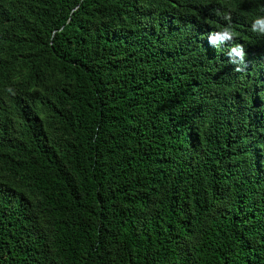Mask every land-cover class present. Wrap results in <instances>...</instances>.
I'll list each match as a JSON object with an SVG mask.
<instances>
[{
    "label": "trees",
    "instance_id": "1",
    "mask_svg": "<svg viewBox=\"0 0 264 264\" xmlns=\"http://www.w3.org/2000/svg\"><path fill=\"white\" fill-rule=\"evenodd\" d=\"M244 46L207 37L229 22ZM264 0H0V264H264Z\"/></svg>",
    "mask_w": 264,
    "mask_h": 264
},
{
    "label": "clouds",
    "instance_id": "2",
    "mask_svg": "<svg viewBox=\"0 0 264 264\" xmlns=\"http://www.w3.org/2000/svg\"><path fill=\"white\" fill-rule=\"evenodd\" d=\"M224 19L229 23L220 30L210 32L208 34L207 41L209 45L214 47L230 44L231 46L227 52L229 63L235 66L234 71L241 72L243 71L242 65L246 55L245 49L242 44L233 43L237 33L231 26V16L226 15ZM251 31L264 35V16H258L253 20L251 24Z\"/></svg>",
    "mask_w": 264,
    "mask_h": 264
}]
</instances>
